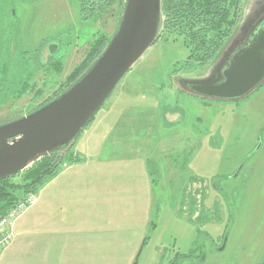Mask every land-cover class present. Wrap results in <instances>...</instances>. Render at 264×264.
I'll return each instance as SVG.
<instances>
[{
    "label": "rangeland",
    "instance_id": "374dc122",
    "mask_svg": "<svg viewBox=\"0 0 264 264\" xmlns=\"http://www.w3.org/2000/svg\"><path fill=\"white\" fill-rule=\"evenodd\" d=\"M125 4L126 0H115L83 20L78 0H0V125L30 114L68 90L97 60L80 74L79 65L92 43L107 38L110 42ZM241 8L234 32L206 64L187 65L190 51L184 38L161 31L102 106L106 110L113 103V114L131 107L134 117L142 118L146 141L129 154L147 160L156 228L136 264H169L176 253L190 250L195 257L199 244L207 253L200 264H257L264 259V82L238 100L201 97L186 86L219 79L227 59L245 42L264 10V0H241ZM80 134L72 149L80 161H66L61 170L88 159L80 148ZM123 149L128 151L124 147L115 151ZM24 172L1 180L13 185L18 197L26 195L21 189L26 184ZM144 184L142 180V188ZM43 186L36 192L39 201ZM229 216L234 220L226 248L215 251L211 244L222 243ZM200 233L211 240H198ZM191 258L182 264H195ZM10 264L24 260L11 259Z\"/></svg>",
    "mask_w": 264,
    "mask_h": 264
},
{
    "label": "crops",
    "instance_id": "0c3cea01",
    "mask_svg": "<svg viewBox=\"0 0 264 264\" xmlns=\"http://www.w3.org/2000/svg\"><path fill=\"white\" fill-rule=\"evenodd\" d=\"M112 104L101 108L105 112L90 125V135L87 128L81 134L88 159L40 189V201L17 220L0 264L15 258L24 264H134L148 247L143 240L156 228L153 180L144 156L129 154L146 141L142 118L131 107L113 114ZM117 147L128 151L116 153Z\"/></svg>",
    "mask_w": 264,
    "mask_h": 264
},
{
    "label": "water",
    "instance_id": "95a60500",
    "mask_svg": "<svg viewBox=\"0 0 264 264\" xmlns=\"http://www.w3.org/2000/svg\"><path fill=\"white\" fill-rule=\"evenodd\" d=\"M162 19V0H126L121 22L109 44L68 90L30 114L0 125V181L72 144L154 44ZM263 82L264 10L245 42L227 59L218 80L194 81L186 86L199 96L238 100Z\"/></svg>",
    "mask_w": 264,
    "mask_h": 264
},
{
    "label": "trees",
    "instance_id": "16d2710c",
    "mask_svg": "<svg viewBox=\"0 0 264 264\" xmlns=\"http://www.w3.org/2000/svg\"><path fill=\"white\" fill-rule=\"evenodd\" d=\"M78 1L81 18L88 20L103 12L115 0ZM241 14V0H162L163 19L160 32L162 31L161 34L177 35L184 38L190 51L189 58L186 61L187 65L192 63L206 64L212 61L224 47L226 40L232 35L239 23ZM107 39L106 41L98 39L92 43L84 60L79 65L80 74L103 52L109 42V39ZM94 118L95 116L90 120L87 127L93 122ZM72 149L73 143L43 156L31 167L24 170L26 184L21 187L24 193L26 195L36 193L46 181H50L59 174L64 162L80 161V158L75 157ZM2 182L0 181V217L19 200V197L13 191L14 186L9 185V188ZM192 199L194 202V198ZM193 216L194 214L190 218ZM232 220L234 218L230 216L228 228L231 226ZM148 241L149 237L145 238L142 245H145ZM191 253V250L188 253L178 252L169 264H182L184 259L193 256Z\"/></svg>",
    "mask_w": 264,
    "mask_h": 264
},
{
    "label": "built area",
    "instance_id": "2783aa9c",
    "mask_svg": "<svg viewBox=\"0 0 264 264\" xmlns=\"http://www.w3.org/2000/svg\"><path fill=\"white\" fill-rule=\"evenodd\" d=\"M38 202V195L36 193H29L18 200L15 205L0 217V259L4 250L15 238V224L17 220Z\"/></svg>",
    "mask_w": 264,
    "mask_h": 264
},
{
    "label": "flooded vegetation",
    "instance_id": "af4514ba",
    "mask_svg": "<svg viewBox=\"0 0 264 264\" xmlns=\"http://www.w3.org/2000/svg\"><path fill=\"white\" fill-rule=\"evenodd\" d=\"M188 86V85H187ZM223 193V192H222ZM205 198H203V200H204ZM228 202V201H227ZM230 202H228V204H229ZM227 204V205H228ZM196 213H197V211H196ZM195 213V214H196ZM195 214H194V216H195ZM197 217V216H196ZM229 219H230V216H229ZM231 225H232V223H231ZM228 226H229V221H228V224L225 226V231H224V233L222 234V236H221V238H222V243L221 244H217V243H215V244H211V247H212V249L213 250H217V251H224L225 250V248H226V244H227V241H228V238H229V228H228ZM211 240V237H209V235H201V234H199V236H198V240ZM207 241H205V243H206ZM202 246H203V244H199L198 245V247H195V250H198V248L200 249V253L199 254H197V255H195V257L193 258H191L192 259V261H194V263L195 264H200V262L202 261V262H204V260L206 261V257H207V253H206V249L203 247L202 248ZM264 261V259L262 260V261H260V262H258L257 264H261L262 262ZM249 264V263H248Z\"/></svg>",
    "mask_w": 264,
    "mask_h": 264
}]
</instances>
